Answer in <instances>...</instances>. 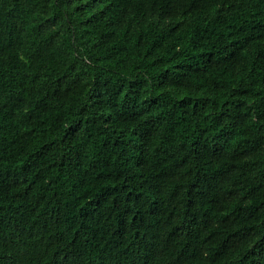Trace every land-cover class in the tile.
Listing matches in <instances>:
<instances>
[{
    "label": "trees",
    "instance_id": "obj_1",
    "mask_svg": "<svg viewBox=\"0 0 264 264\" xmlns=\"http://www.w3.org/2000/svg\"><path fill=\"white\" fill-rule=\"evenodd\" d=\"M0 264H264V0H0Z\"/></svg>",
    "mask_w": 264,
    "mask_h": 264
}]
</instances>
